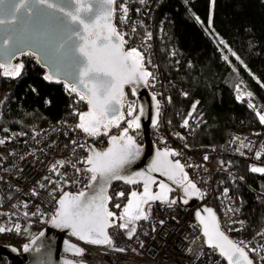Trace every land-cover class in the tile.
I'll use <instances>...</instances> for the list:
<instances>
[{"label":"built area","instance_id":"1","mask_svg":"<svg viewBox=\"0 0 264 264\" xmlns=\"http://www.w3.org/2000/svg\"><path fill=\"white\" fill-rule=\"evenodd\" d=\"M163 1L119 0L113 17L114 26L126 41L125 50L137 49L143 56L146 71L152 74L149 87L158 99L159 122L151 130L150 137L158 149L172 148L178 153L171 156L183 165L188 181L194 183L201 193L199 205L211 206L215 202L222 215L235 218L233 210L241 203V198L227 187L218 192L217 178L235 176L264 202V189L253 188L246 183L229 168L228 163L229 159L241 160L251 173H254L252 167H264V124L260 123L261 126L247 138L232 135L222 150L205 147L195 152L173 136L167 121V91L171 82L164 78L159 63L155 24V15ZM121 5L127 8L126 15ZM2 79L10 78L3 77L0 70V81ZM12 80L18 81L16 78ZM63 90L75 102L79 100L65 85ZM248 93L250 91L245 86L236 88L237 96L242 97L239 100L248 106L253 105L250 108L259 119L257 113L264 114V107ZM7 94L0 90V116ZM123 103L124 121L119 129L126 128V121L137 113V103L129 94ZM129 105L134 108L133 117L127 115ZM79 113L80 107L75 105L55 121L20 140L0 137L4 141L0 144V227L12 229L0 233V245H10L22 253L24 243L33 239L53 217L56 201L65 191L79 194L88 188L92 173L84 167L89 148L84 142L87 134L76 127ZM185 120L181 126L189 133L190 127L184 125ZM129 133L137 144L143 143L141 131L129 130ZM87 142L98 150L107 146L105 137L87 138ZM110 189L113 196H119L117 187L112 185ZM219 195H223V203L218 202ZM170 202L147 203L144 207L147 219H141L145 229L137 231V223H134L136 231L131 238L125 235L126 229L117 226L127 221L115 220L108 230L112 245H87L73 235H66L67 241L81 247L82 254L63 256L87 264H226L214 249L197 247L203 239L194 219V209ZM17 225L19 231L16 230ZM245 245L248 253L256 254L257 264H264V230L247 238ZM7 261L0 255V264H7Z\"/></svg>","mask_w":264,"mask_h":264},{"label":"trees","instance_id":"2","mask_svg":"<svg viewBox=\"0 0 264 264\" xmlns=\"http://www.w3.org/2000/svg\"><path fill=\"white\" fill-rule=\"evenodd\" d=\"M155 24L159 63L164 78L171 82L167 121L173 136L195 152L205 147L222 150L232 135L247 138L261 126L251 108L237 99L236 88L245 86L264 107L263 0H164ZM216 36L225 42L227 54ZM22 63L25 71L18 81H0V90L8 93L0 116V137L20 140L75 105L84 113L86 106L67 96L62 85L45 80L30 57ZM185 119L189 133L181 126ZM228 163L246 183L264 189V175L249 172L241 160ZM114 186L124 195L113 196L111 188L107 210L115 214L110 220L120 221L128 195L140 186ZM224 187L241 198L233 210L235 222L227 224L216 203L210 205L221 228L244 247L247 238L264 230V202L234 177L218 176L217 191ZM144 229L140 220L137 231ZM197 247L204 248L203 241ZM249 255L257 264L256 254Z\"/></svg>","mask_w":264,"mask_h":264},{"label":"snow or ice","instance_id":"3","mask_svg":"<svg viewBox=\"0 0 264 264\" xmlns=\"http://www.w3.org/2000/svg\"><path fill=\"white\" fill-rule=\"evenodd\" d=\"M115 2L116 0H17L8 11V16L11 18H0V25H4L14 23L17 20V13L21 9H25L32 15L46 13L65 26L69 33V40L77 41L74 48L77 54L74 84H79L82 91H79L76 86L70 87L66 84L65 87L69 92H76L80 100L86 101L88 104V111L78 114L79 123L76 127L89 136L100 135L101 129H104L103 134L107 135L109 127H119L120 120L124 119L123 114L120 113V108L123 106L124 86L134 85L138 81L147 83V78L152 75L144 69L143 56L137 49L125 50L124 36L111 23L113 14L111 6ZM143 2L144 0H141V3ZM4 3L5 0H0V4ZM121 9L126 15L127 8L121 5ZM233 55L235 54L233 53ZM0 68H6V65L0 63ZM22 68L23 65L18 64L14 68H6L3 74L13 78L19 77ZM44 79L51 80L52 77L45 75ZM241 98V96H237V99ZM249 107H253V105L249 104ZM192 108L194 110L196 104H193ZM133 112L134 108L129 105L127 115L133 117ZM257 115L260 123L264 124V114L257 113ZM126 123L127 127L121 131L118 137H110L109 143L113 145L112 147L104 152H94L84 161L90 165L86 171L92 173L91 181L99 185V191L95 195L87 197L85 192L73 196L65 193L64 197L59 200V208L53 222L58 227L70 228L72 235L88 244L112 245L113 243L106 231L107 228L115 224V219L109 220V218H114L115 214L108 211L106 207V202L109 199L106 195L107 183L113 179H125V183L128 184L136 183L134 179L122 177L120 170L134 157V141L128 135V131L140 127L139 116L127 120ZM152 123L154 126L157 124L155 118ZM187 124L188 121L185 120L184 125L187 126ZM2 143L4 141L0 140V144ZM169 155L175 156L178 153H157L158 158ZM204 159L207 160L208 157L205 156ZM57 163L62 164L63 162ZM159 163L168 169L162 174L168 175L169 179H174V171L183 172V165L178 160L174 163L162 160ZM157 170L159 169L155 166L149 169V171ZM251 171L264 174V167H252ZM137 175L143 176L144 174L137 173ZM150 180L151 177L145 181L142 194L131 193V198L124 207L122 216L118 218L124 220L127 217L126 223H119L117 226L120 229H126L129 238L136 231L134 226L129 228V224L136 220L147 219L144 209L141 207L142 204L147 203L149 199L167 202L162 193L154 194L150 191ZM182 181H187L186 174L182 176ZM88 187L94 188L95 184H89ZM160 188L165 192L170 190L163 183L160 184ZM188 189H191V192ZM185 192L186 195H201L196 185L191 182H188ZM117 195L123 196L124 194L118 193ZM174 203L176 202H170V204ZM184 203H187V200ZM116 207L119 208L120 205H116ZM205 211L208 213L207 220L201 216L200 212H197L196 215L200 224L203 225V235L207 238L208 246L219 250V255L227 260V264H253L245 251L247 246L240 247L228 239L220 231L212 210L205 209ZM161 223L163 222L161 221ZM16 230H20L18 225ZM6 231H12V229L0 227V233ZM27 250L28 246L25 245V251ZM117 250L123 251V249ZM75 252L78 256L82 254V250L79 248H76Z\"/></svg>","mask_w":264,"mask_h":264},{"label":"water","instance_id":"4","mask_svg":"<svg viewBox=\"0 0 264 264\" xmlns=\"http://www.w3.org/2000/svg\"><path fill=\"white\" fill-rule=\"evenodd\" d=\"M118 1L119 0H116L115 4L111 6L113 9L111 23L113 25L115 7ZM16 2L17 0H5L4 4H0V18L10 19L11 17L8 16V11L11 5ZM68 37L69 33L65 26L54 17L46 13L32 15L25 9H21V11L17 13V20L14 23L0 25V63L5 64L7 69H11L18 64H22V74L25 70L24 64L22 63V59L28 56L43 72V77H45V75L52 77L51 80H48L51 83L62 86L67 84L70 87L76 86L79 91H82V88L79 84H74L77 71V54L75 53L74 48L77 41H75L74 39L69 40ZM5 41H7V43H5ZM143 67L145 69L144 64ZM6 68H0L3 77H7L10 79L16 78L18 80L22 77L21 75L15 78L11 76H5L3 73L5 72ZM149 86V77L147 78V83H144L143 81H138V83L134 85L124 86V98L129 94L132 98L135 99L137 103V113L135 116H139L140 123L139 128L129 130L141 131L143 136V143L140 145L133 140L134 157L131 159L130 163L126 164L120 170V175L124 178L134 179L136 183L128 184L125 183V179H113L109 181L106 185V195L108 196L110 187L114 184H123L128 186L139 185L140 189L133 190L132 192L142 194L144 191L145 181L148 180L149 177H151V180L149 181V189L152 193H162V195L166 197L167 202L175 201L179 206L183 208L194 209V219L200 227L203 245L205 248L212 249L206 243L207 238L203 235V225L200 224V220L197 218L196 215L197 212H200L201 216L207 220L208 213L205 211V209L212 210V213L215 215L216 222L219 224L220 231L223 232L224 235L228 237V239L236 243L221 228L218 215L214 208L212 206L199 205L201 202V195H186L185 189L189 181L188 178L187 181H182V176L185 174L184 170L182 173L174 171V179H169L168 175L162 174L168 169L166 168V166L162 167L159 161L167 160L174 163L175 160H173L171 155L167 157L158 158L157 153L174 151L172 148H168V150L164 149V147L158 149L150 137L151 130L155 129L158 125L159 110L157 107L158 99L151 92ZM72 93L76 95L80 100L79 95L76 92ZM153 97H155V99H153ZM80 101L86 106V110L84 112H87V102L83 100ZM122 104L124 105L125 103H123L122 101ZM120 113L123 114V106L120 108ZM153 118H155L157 121V124L155 126L152 123ZM123 121L124 119L120 120L119 127L123 123ZM119 127H109V129H107V135H104V129H101V134L98 135V137L106 138L107 146L104 150H98L92 144L87 142V138L91 139L95 136L86 135L84 142L87 148H89L88 157L93 155L94 152H104L109 147H112L113 145L109 143L110 137H118L121 131L125 128L124 127L122 129H119ZM116 130H118V133L113 134V132ZM128 135L131 136L129 131ZM154 162L156 163L154 164ZM153 166L157 167L159 170L149 171V169ZM84 167L89 168L90 165L85 163ZM137 173H143L144 175L138 176ZM162 183L167 185L168 189L170 190L166 192L163 191L160 188V184ZM90 184H95V187H88L86 190L83 191L85 192L86 197L90 195H95L99 191L98 184L93 181H91ZM188 191L191 192V189H188ZM65 193H67L69 196L78 195L76 193L71 194L65 191L58 198V200L56 201L57 208L53 217H51V219L47 222L46 226L43 227L33 239L24 243L22 247V253L19 254L15 247H12L10 245H0V255L7 258V264H87L84 261L74 260L63 256H78L76 255L75 249H81V247L65 239L66 235H72V230L70 228L58 227L57 224L53 222L56 218L57 209L59 208V200L64 197ZM131 193L128 195V199L121 209V216L123 214L124 207L128 204V200L131 198ZM185 200H187V203H184ZM158 201L162 200L149 199L147 203ZM147 203L142 204L141 207L144 209ZM124 220L127 221V217H125ZM139 221L140 220H136L133 221V223H138ZM109 228L106 229L107 232ZM75 237L80 240L77 236ZM80 241L87 245H94L85 243V241L83 240ZM25 245L28 246L27 251H25ZM214 250L216 251L218 256H220L219 250ZM247 255L249 259L252 260L248 252ZM222 259L227 264V260H225L224 258ZM253 264H255L254 261Z\"/></svg>","mask_w":264,"mask_h":264},{"label":"rangeland","instance_id":"5","mask_svg":"<svg viewBox=\"0 0 264 264\" xmlns=\"http://www.w3.org/2000/svg\"><path fill=\"white\" fill-rule=\"evenodd\" d=\"M216 40H217V42H218V45H219V48L221 49V51L223 52V53H226V45H225V42L219 37V36H216ZM227 54V53H226ZM231 177H234V178H236L235 176H232L231 175ZM237 179V178H236ZM219 199H218V202L219 203H223V201H224V197H223V195H219V197H218ZM219 210V209H218ZM220 215H221V217H223V219L226 221V223L227 224H233L234 222H235V218H234V216L232 217H229V218H227L226 216H224V215H222L221 213H220ZM135 227V224L134 223H132V224H129V228H131V227ZM125 235L128 237V235H127V230L125 231Z\"/></svg>","mask_w":264,"mask_h":264},{"label":"flooded vegetation","instance_id":"6","mask_svg":"<svg viewBox=\"0 0 264 264\" xmlns=\"http://www.w3.org/2000/svg\"><path fill=\"white\" fill-rule=\"evenodd\" d=\"M118 133V131H114V133L113 134H117Z\"/></svg>","mask_w":264,"mask_h":264}]
</instances>
